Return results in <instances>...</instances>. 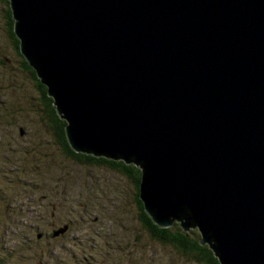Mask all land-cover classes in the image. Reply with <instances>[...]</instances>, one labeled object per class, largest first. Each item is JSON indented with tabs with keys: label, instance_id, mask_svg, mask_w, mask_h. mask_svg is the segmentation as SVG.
<instances>
[{
	"label": "water",
	"instance_id": "water-1",
	"mask_svg": "<svg viewBox=\"0 0 264 264\" xmlns=\"http://www.w3.org/2000/svg\"><path fill=\"white\" fill-rule=\"evenodd\" d=\"M8 1L70 146L137 165L155 224L264 264V0Z\"/></svg>",
	"mask_w": 264,
	"mask_h": 264
},
{
	"label": "rangeland",
	"instance_id": "rangeland-1",
	"mask_svg": "<svg viewBox=\"0 0 264 264\" xmlns=\"http://www.w3.org/2000/svg\"><path fill=\"white\" fill-rule=\"evenodd\" d=\"M4 6L0 0V264H196L145 234L125 174L56 146L9 41Z\"/></svg>",
	"mask_w": 264,
	"mask_h": 264
},
{
	"label": "trees",
	"instance_id": "trees-1",
	"mask_svg": "<svg viewBox=\"0 0 264 264\" xmlns=\"http://www.w3.org/2000/svg\"><path fill=\"white\" fill-rule=\"evenodd\" d=\"M4 2V13L6 16L7 33L10 38L9 41L12 40L10 43L18 54L22 68L26 69L35 82L39 92V96L36 97V100L38 108L43 115L44 126L53 129V140L59 150L79 162L83 161L92 165H109L122 174H125L131 181L134 195L136 197V203L140 211V214L138 213V220L143 231L152 241H157L164 246L168 245L173 247L186 261H191L196 264H221L209 244L200 243L201 234L197 229H184L177 220H174L167 226H159L154 223L152 218L145 211L143 201L139 198L141 170L137 165L134 163L126 164L122 159L114 160L104 156H95L90 153L77 152L70 146L65 132L66 120L59 116L56 107L52 102V98L47 94L46 85L40 82L36 76L35 70L28 65L27 61L20 53L19 39L13 32V19L9 1L4 0ZM0 262L4 261L0 260Z\"/></svg>",
	"mask_w": 264,
	"mask_h": 264
}]
</instances>
